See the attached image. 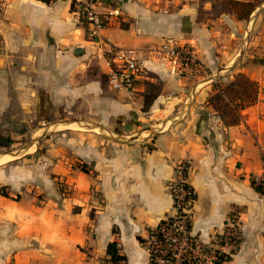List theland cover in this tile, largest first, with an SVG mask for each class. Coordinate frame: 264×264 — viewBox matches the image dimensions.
I'll list each match as a JSON object with an SVG mask.
<instances>
[{"label":"crops","instance_id":"1","mask_svg":"<svg viewBox=\"0 0 264 264\" xmlns=\"http://www.w3.org/2000/svg\"><path fill=\"white\" fill-rule=\"evenodd\" d=\"M222 4L99 0L95 10L104 27L96 39L77 19L75 0H4L0 5L2 109L12 107L17 124L25 127L60 126L65 151L90 167L88 182L100 198L99 238L106 246L114 234L126 264H149L138 237L173 213L169 188L181 161L189 165L187 180L196 193L190 234L205 247L212 245L232 207L242 209L243 240L230 263L242 264L253 255V240L264 229V194L250 182L263 166L264 44L261 35L250 33L252 58L238 72L257 82L255 101L233 109V119L222 117L209 101L212 82L221 75L215 72L233 66L231 55L247 27L229 7L219 8ZM259 19L251 24L255 27ZM167 38L192 45L202 63L188 86L183 85L186 77L170 72L147 51ZM111 45L131 50L142 65V77L131 89H112L107 82L101 53ZM182 97L169 108H176L179 117L153 120L168 100ZM83 127L93 132L68 130ZM66 131L72 143L64 139L70 135ZM138 131L147 134L134 137Z\"/></svg>","mask_w":264,"mask_h":264},{"label":"rangeland","instance_id":"2","mask_svg":"<svg viewBox=\"0 0 264 264\" xmlns=\"http://www.w3.org/2000/svg\"><path fill=\"white\" fill-rule=\"evenodd\" d=\"M223 6L229 7L224 3L219 8ZM258 16L260 19L254 27L251 23ZM245 20L246 32L236 42L239 50L231 55L229 61L233 66L215 72L221 75L212 82L213 91L209 97L217 113L227 119L234 118L235 113L231 108L238 102L239 92H253L252 86L247 83L249 80L237 77L235 71L241 72L240 67L252 58L253 48L248 45L252 31L261 35L264 44V0ZM244 49L246 54L243 55ZM229 72L233 78L224 80L222 76ZM186 78L183 85L188 86L193 78ZM156 89L153 87L150 91L153 93ZM168 101L163 113L155 112L154 121L174 114L180 116L176 108H169L182 103L183 97ZM3 104V96H0V264H113L107 259L104 240L99 238L101 226L97 218L101 210L100 198L93 192L92 183L88 182L92 175L89 173L90 167L65 151L69 149L62 142L60 126H22L17 124L20 121L12 107L3 110ZM45 121L53 122L52 119ZM68 130L93 132L92 127ZM65 133L70 135L64 139L72 143V134ZM146 134V131H138L133 135L142 139ZM259 148L264 153V144ZM261 173L262 169L256 176ZM241 213V208L232 207L225 220L231 227L234 226L237 238L231 259L239 252L243 240ZM215 234L212 240L219 239ZM110 241H116L114 234L107 240ZM253 241L256 244L254 254L242 264H264V229L261 237ZM144 244L143 247L149 246L148 241ZM226 250L228 252L229 248ZM120 264H126V261Z\"/></svg>","mask_w":264,"mask_h":264},{"label":"built area","instance_id":"3","mask_svg":"<svg viewBox=\"0 0 264 264\" xmlns=\"http://www.w3.org/2000/svg\"><path fill=\"white\" fill-rule=\"evenodd\" d=\"M3 1L0 0V5ZM98 2L99 0H75V15L78 20L88 25L87 34L91 39L98 38L104 27L102 18L95 10ZM147 51L153 59L177 76L192 77L203 68L194 47L176 38H167L160 44L147 48ZM101 54L106 66V79L112 89H131L141 79L142 65L131 50L111 45L102 50ZM188 169L187 162L181 161L175 165V176L170 184L173 200L171 215H177L179 211L181 214L168 226H162L157 236L147 238L149 246L145 247L149 260H152L153 264H180L186 256H190L194 261H188L186 264H227L225 257L222 260L220 257L223 253L231 256L237 242L234 226L231 227L225 222L223 230L215 234L219 239H213L210 247H205L186 229L185 220L191 215L192 207H189L191 199H184L190 191L181 183L188 181L184 178V171L188 172ZM252 178L254 183L261 185L264 190V155L261 175ZM226 248H229L228 252Z\"/></svg>","mask_w":264,"mask_h":264},{"label":"trees","instance_id":"4","mask_svg":"<svg viewBox=\"0 0 264 264\" xmlns=\"http://www.w3.org/2000/svg\"><path fill=\"white\" fill-rule=\"evenodd\" d=\"M223 3H226L232 13L234 14L235 18L238 20H243V19H247L249 17V15L253 12V10L256 8V6L262 2L263 0H221ZM238 76H242L243 78L248 79L245 74L243 73H238ZM249 82H247L250 86H252L253 88V92L249 93V94H244V91L239 92V96L237 97V101L236 104H234V106H232V110L236 109H242L250 104H252L256 97H257V93H258V84L256 81L254 80H250L248 79ZM250 88V87H247ZM233 100V99H232ZM231 100V102H232ZM188 177V172L187 170L184 171V178L186 179ZM250 182L251 185L255 188L256 191H258L260 194H264V190L262 188L261 185H256L254 183L253 178H250ZM182 186H184L185 188L189 189L190 194L186 195L184 197L185 200L187 199H191V204H189V207H192L193 201L195 200L196 197V193L193 189V187L191 186V184L188 181H185L183 183H181ZM181 214V212L179 211L177 215H168L165 218H162L155 227H149L147 229V238L152 237V236H157L159 234L160 228L162 226H168L169 224H171L174 220H177L179 218V215ZM191 215L187 216V219L185 220L186 222V229L187 231H190L191 228ZM147 238L145 237H138L139 242L141 243V245H145L144 243L147 241ZM106 254H107V259L113 263V264H120L121 261H124L126 259L125 255L121 254L117 248V242L116 241H110L107 243L106 245ZM223 256V257H222ZM220 257V260H222L224 257L227 260V262L230 261V256L226 255L223 253ZM194 261V259L190 256H186V258H184L182 260V262L180 264H186L188 261ZM149 264H153L152 260H149ZM220 264V262L218 263Z\"/></svg>","mask_w":264,"mask_h":264},{"label":"bare ground","instance_id":"5","mask_svg":"<svg viewBox=\"0 0 264 264\" xmlns=\"http://www.w3.org/2000/svg\"><path fill=\"white\" fill-rule=\"evenodd\" d=\"M5 158H7V157H5Z\"/></svg>","mask_w":264,"mask_h":264}]
</instances>
